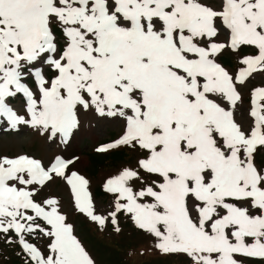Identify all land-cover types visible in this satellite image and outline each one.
I'll list each match as a JSON object with an SVG mask.
<instances>
[{
  "label": "snow or ice",
  "instance_id": "obj_1",
  "mask_svg": "<svg viewBox=\"0 0 264 264\" xmlns=\"http://www.w3.org/2000/svg\"><path fill=\"white\" fill-rule=\"evenodd\" d=\"M257 75L264 0H0V130L67 142L94 112L123 123L97 152L140 154L105 180V214L74 160L0 155L4 243L24 264H96L59 198L37 199L59 178L100 230L119 234L124 215L187 264H264V85L248 109L241 91Z\"/></svg>",
  "mask_w": 264,
  "mask_h": 264
},
{
  "label": "rangeland",
  "instance_id": "obj_2",
  "mask_svg": "<svg viewBox=\"0 0 264 264\" xmlns=\"http://www.w3.org/2000/svg\"><path fill=\"white\" fill-rule=\"evenodd\" d=\"M219 61L230 72L235 73L240 65L238 56L231 51H225ZM264 85V79L256 76L241 89L243 92L244 109L251 107L249 90L255 86ZM123 131V123L114 118L99 117L94 112L79 114V127L67 142H62L57 136L49 139L47 135H40L35 130L21 127L19 131L0 130V155L14 156L18 153H28L47 161L55 155L63 158L74 157L75 164L71 170L78 171L89 181V190L92 194L96 211L105 214L112 210L111 204L114 197L102 188L107 178L118 174L124 167H135L139 152H133L121 146L107 152H97L102 145L114 142ZM63 149V150H62ZM126 149L129 153L119 160L109 161L113 151ZM97 152L99 156H108L100 164H93L87 157V152ZM125 152V151H124ZM264 160V149L257 155V163ZM110 163H114L110 166ZM54 196L60 200V210L68 216V222L74 225L75 235L81 240L86 250L90 253L96 264H187V258L180 254H162L152 248L154 238L137 229L130 219L120 215L122 231L116 234L109 223L107 228L100 230L94 222L85 215L76 211L69 187L59 178L50 183L38 196L42 199ZM2 239V238H1ZM0 239V264H11L10 260L24 264L20 250H12ZM43 243V242H42ZM143 251L144 255L139 253ZM10 257H12L10 259ZM255 264H260L256 261Z\"/></svg>",
  "mask_w": 264,
  "mask_h": 264
},
{
  "label": "trees",
  "instance_id": "obj_3",
  "mask_svg": "<svg viewBox=\"0 0 264 264\" xmlns=\"http://www.w3.org/2000/svg\"><path fill=\"white\" fill-rule=\"evenodd\" d=\"M125 151V152H124ZM127 155V158H129V153L127 152L126 149H119V150H116V151H113L111 154H110V157H109V161H114L116 160L115 158H118L119 160H121V158H124L125 156ZM90 160V162H93V164H97L98 162L100 164H102L108 156H99L98 154H95V153H88V156H87ZM103 161V162H102ZM114 163H110V166H112ZM103 165V164H102ZM12 257H10L11 259ZM10 263L11 264H19V262H15L14 260H10Z\"/></svg>",
  "mask_w": 264,
  "mask_h": 264
}]
</instances>
